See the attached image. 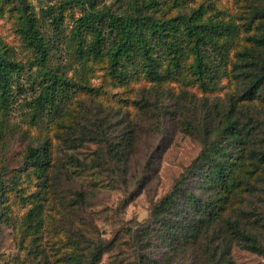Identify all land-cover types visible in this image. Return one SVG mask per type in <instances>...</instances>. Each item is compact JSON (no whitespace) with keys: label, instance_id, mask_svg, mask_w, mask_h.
I'll use <instances>...</instances> for the list:
<instances>
[{"label":"rangeland","instance_id":"1","mask_svg":"<svg viewBox=\"0 0 264 264\" xmlns=\"http://www.w3.org/2000/svg\"><path fill=\"white\" fill-rule=\"evenodd\" d=\"M65 1L0 0V41L26 67L16 104L9 113H0V264H66L64 260L72 253L74 244L85 248L91 244L93 248L110 241L114 244L99 264H136L138 254L131 231L151 220L153 205L185 177L203 149L202 136L193 133L186 121L213 131L210 141L214 142L221 123L218 120L207 124V111L218 116L219 111L230 106L232 96L244 93L246 83L236 80L232 73L235 54L248 44L247 36L256 32L255 28L248 32L246 26L251 18L254 27L261 22L254 9H263L264 0H72L60 7ZM154 2L157 6H148ZM61 9V31L66 37L75 21L87 13L164 21L183 16L195 24L211 21L236 25L238 34L227 72L220 75L214 89H205L193 76V43L189 44L185 58L180 59L179 71L171 60L162 63L160 72L170 67L174 78L155 89L140 64L127 67L123 77L115 79L110 75L106 56L72 59L70 41L61 39L51 25L52 16ZM200 9L203 12L195 14ZM22 10L35 17L50 39L54 55L51 64L59 66L73 83L93 89L72 88L62 116L38 123L29 117L26 101L36 97L44 70L21 37ZM162 90L180 96L175 103L165 94L167 105L171 106L170 116L162 118L152 108V114L134 121L141 122L144 129L137 149L139 166H135L137 173L133 176L148 178L147 184L138 189L132 178L125 186L115 182L114 166L102 162L104 140H117L123 129L114 110L120 108L135 116V103L142 102L143 92H149L146 96L153 101L162 95ZM105 116L110 122L104 121ZM74 119L79 124L70 132L66 125ZM82 132L95 139L81 142ZM44 146L52 153L53 165L40 177L27 154L29 147ZM149 161L151 169L147 167ZM31 212L38 214L32 221ZM232 257L235 264H264V256L237 246Z\"/></svg>","mask_w":264,"mask_h":264},{"label":"trees","instance_id":"2","mask_svg":"<svg viewBox=\"0 0 264 264\" xmlns=\"http://www.w3.org/2000/svg\"><path fill=\"white\" fill-rule=\"evenodd\" d=\"M71 2L66 0L60 7ZM155 5L157 2L148 4ZM201 11L195 14L199 15ZM254 14L261 22L254 27L251 18L247 24L248 32L253 28L256 32L248 35V44L236 52L232 68L236 80L246 83L244 93L232 96L230 106L219 111L218 116L207 111L204 117L207 124H215L218 120L221 123L214 142L210 141L213 131L186 121L193 133L202 136L203 149L185 177L153 205L151 220L131 231L138 254L136 264H235L232 257L235 246L264 256V8L254 9ZM21 15V37L44 70L36 97L26 101L29 117L37 123L45 118L61 117L70 102L72 88L93 89L73 83L61 73L59 66L51 64L54 55L50 39L44 35L35 17L25 10ZM63 17L61 9L52 16L51 25L61 39L70 41L72 59L106 56L110 75L115 79L122 78L127 67L135 68L140 64L155 89L174 78L170 67L164 73L160 72L162 63L171 60L179 71V61L187 55L190 43H193L190 49L193 76L205 89H214L220 75L227 72L230 51L238 34L236 25L211 21L195 24L183 16L164 21L87 13L75 21V27L66 37L61 31ZM25 69V65L17 61L0 41V113H9L16 104ZM154 88L150 90L154 91ZM161 92L162 95L153 101L146 96L149 92H143L142 102L135 103L138 110L135 116L120 108L114 110L120 116L123 129L117 140H104L105 160L102 162L114 166L115 182L125 186L132 178L138 183V189L147 184L148 178L133 176L137 173L135 166H139L137 149L144 129L141 122L134 121L152 114V108L162 118L170 116L171 106L167 105L165 94L175 103L180 101V96L171 91ZM110 109L113 110H107ZM176 112H179L178 107ZM104 121L110 122L106 116ZM78 124L79 121L74 119L66 128L72 132ZM82 133L81 142L95 139L93 135ZM74 141L71 137V142ZM27 158L40 177L45 176L53 165L52 153L47 146L29 147ZM99 158L101 160L102 155ZM152 161L147 162L149 169ZM37 216L31 212V221ZM113 244L114 241H110L85 248L76 243L64 262L99 264Z\"/></svg>","mask_w":264,"mask_h":264}]
</instances>
